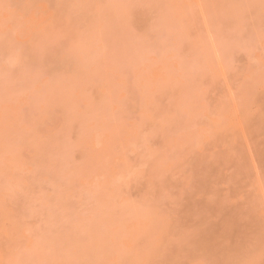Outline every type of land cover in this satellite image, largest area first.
<instances>
[{
    "label": "rangeland",
    "instance_id": "obj_1",
    "mask_svg": "<svg viewBox=\"0 0 264 264\" xmlns=\"http://www.w3.org/2000/svg\"><path fill=\"white\" fill-rule=\"evenodd\" d=\"M0 264H264V0H0Z\"/></svg>",
    "mask_w": 264,
    "mask_h": 264
}]
</instances>
